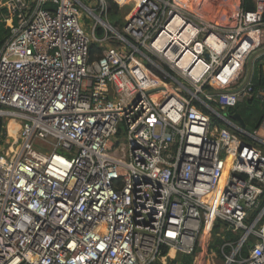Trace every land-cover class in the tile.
Wrapping results in <instances>:
<instances>
[{
  "label": "built area",
  "instance_id": "obj_1",
  "mask_svg": "<svg viewBox=\"0 0 264 264\" xmlns=\"http://www.w3.org/2000/svg\"><path fill=\"white\" fill-rule=\"evenodd\" d=\"M87 2L0 0V146L21 124L0 148V264H212L229 232L226 264H264V119L252 133L221 111L264 104L243 66L264 0H141L123 30Z\"/></svg>",
  "mask_w": 264,
  "mask_h": 264
},
{
  "label": "trees",
  "instance_id": "obj_2",
  "mask_svg": "<svg viewBox=\"0 0 264 264\" xmlns=\"http://www.w3.org/2000/svg\"><path fill=\"white\" fill-rule=\"evenodd\" d=\"M232 0H195V4L198 7H203L206 10L216 12L225 8ZM245 7L248 10H254L255 6L253 0H244ZM2 13L6 14L7 11L4 10ZM110 14H114L113 10H111ZM260 48L264 47V28L260 29ZM9 28H7L3 18L0 20V49L3 47L5 42L9 37ZM102 49L99 48L97 45H93L91 48V57L94 58L95 55L101 54ZM254 84H255V91L257 92L259 89L264 87V72L261 71L259 76L254 77ZM261 105V106H260ZM224 113L230 120H233L236 114H240L246 125L250 126L254 130H258L260 125L264 119V104L260 102L257 97H252L251 99H246L243 102L239 103L234 108L227 109ZM234 121V120H233ZM216 123L222 125L216 120ZM264 224V219L261 221L259 228L261 229ZM219 227L216 229L218 230ZM234 234L232 232L226 233L225 238L216 236L214 243L210 248V257L212 259L216 258L218 254L221 252V247L223 246L226 239L234 238ZM248 249L245 248L243 251V255L247 256ZM184 257L185 261L184 264H193V257L192 256H180L179 260Z\"/></svg>",
  "mask_w": 264,
  "mask_h": 264
},
{
  "label": "rangeland",
  "instance_id": "obj_3",
  "mask_svg": "<svg viewBox=\"0 0 264 264\" xmlns=\"http://www.w3.org/2000/svg\"><path fill=\"white\" fill-rule=\"evenodd\" d=\"M84 1L86 3H89V2H87V0H84ZM107 1H108L109 5H110V12H111V10H113V12H114V14H110L109 13L108 20H109V22L112 25L117 27L119 30H123V27L126 24L127 20L132 15L135 14V12L137 11V9L139 8L140 3H141V0H107ZM194 4H195V0H185V2L183 4V7L185 9H187L188 11H190V12H194L195 11V5ZM241 48L242 47H239V50ZM241 50L244 52V49H241ZM251 56L247 60L245 59V61L243 63V66H246V71L249 70V60H250ZM135 65H136L135 66V71H136L137 76L143 82L144 81H148L149 82L150 79L143 73L144 64L141 61H139ZM218 101H220V98H213V99L210 100V102L214 105V107H215V109L217 111L220 110V105H221V103L219 104ZM234 101H235L236 104L241 103V102L238 101L237 98H235V99H233V102H232L233 107H235L234 106ZM221 111H222V113H228V112H225L226 111L225 109H221ZM233 120L238 122L235 118ZM248 127L250 128V131L252 133L255 132V130L253 128H251L250 126H248ZM259 134L261 136H264V133H263L262 130L259 131ZM12 142H13L12 138H10L9 133H7L6 130H5L4 145L0 146V148H3V147L6 148L9 145V143L12 144ZM37 148L39 150H43V151H45L47 153H51L53 151L52 147H50L48 145H44L43 143H38ZM11 149H12V147L9 145L6 151L10 152ZM262 228L264 229V224H263ZM227 254L229 255V253H227ZM194 259L195 258L193 257V260ZM184 261H185V258L182 257L179 260L178 264H184ZM212 264H226V258L224 256H222L221 253H220V254H218L216 256V258L212 259Z\"/></svg>",
  "mask_w": 264,
  "mask_h": 264
},
{
  "label": "crops",
  "instance_id": "obj_4",
  "mask_svg": "<svg viewBox=\"0 0 264 264\" xmlns=\"http://www.w3.org/2000/svg\"><path fill=\"white\" fill-rule=\"evenodd\" d=\"M184 2H185V0H184ZM253 3H254V6L256 7V0H253ZM196 9L200 10L202 13H208V14L214 13L212 11L206 10L203 7H198V6L195 5V10ZM262 49H264V47ZM262 49H260V50H262ZM256 53H259V52L258 51L255 52L251 56V58L249 60V68L251 67V60H253L252 61L253 72H252V75H251V78H253V79H254L255 76H259L261 74V71L264 72V53L263 54H259L257 57H255L257 55ZM249 70L247 71L248 72V76H249ZM193 264H195V263H193Z\"/></svg>",
  "mask_w": 264,
  "mask_h": 264
},
{
  "label": "bare ground",
  "instance_id": "obj_5",
  "mask_svg": "<svg viewBox=\"0 0 264 264\" xmlns=\"http://www.w3.org/2000/svg\"><path fill=\"white\" fill-rule=\"evenodd\" d=\"M7 123H8L7 127H8L10 138H18V134L21 129L20 122L17 121L16 119H8ZM12 153H13V147L10 152H6L7 156H10Z\"/></svg>",
  "mask_w": 264,
  "mask_h": 264
},
{
  "label": "water",
  "instance_id": "obj_6",
  "mask_svg": "<svg viewBox=\"0 0 264 264\" xmlns=\"http://www.w3.org/2000/svg\"><path fill=\"white\" fill-rule=\"evenodd\" d=\"M259 53H256L255 55V57H257L259 54H263L264 53V49H262V50H260V51H258ZM252 61L253 60H251V67L249 68L250 70H249V78H248V80L250 79V77H251V75H252V72H253V69H252ZM248 80H247V82H248ZM237 121H238V123L243 127V128H246L247 130H250V128L246 125V123H245V121H244V119H243V117L240 115V114H236L235 115V117H234Z\"/></svg>",
  "mask_w": 264,
  "mask_h": 264
}]
</instances>
